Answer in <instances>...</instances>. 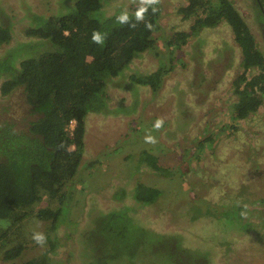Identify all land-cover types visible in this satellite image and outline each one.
Returning a JSON list of instances; mask_svg holds the SVG:
<instances>
[{
  "label": "rangeland",
  "instance_id": "1",
  "mask_svg": "<svg viewBox=\"0 0 264 264\" xmlns=\"http://www.w3.org/2000/svg\"><path fill=\"white\" fill-rule=\"evenodd\" d=\"M72 1L0 0V24L9 25L11 32L10 41L0 45V58L43 50V44L34 46L38 38L25 34L32 17L67 13ZM230 1L264 53V20H259L255 1ZM137 3L140 0H110L102 10L111 15ZM187 3L159 0L154 47L109 80L106 113L86 116L79 170L70 180L74 185L64 187L65 192L71 188L68 210L56 226L29 215L9 229L0 242V264H264V103L244 119L231 118L236 99L232 82L243 68L225 22L203 28L169 52L168 37L189 31L193 22L179 12ZM24 44L27 47L17 53ZM163 63L172 68L163 73L156 91L130 79ZM33 118L20 89L0 93V123L12 121L25 129ZM158 118L164 120L159 130L153 127ZM147 135L156 143H147ZM143 150L169 173L139 166ZM136 182L161 193L151 204L134 201ZM46 199L34 205L33 213L56 205ZM123 207L132 219L121 231L127 237H109L96 222ZM8 226L0 219V233ZM136 226L144 235L134 232ZM33 232L45 235L43 246L31 238ZM18 243L23 244L19 256L4 259V251Z\"/></svg>",
  "mask_w": 264,
  "mask_h": 264
},
{
  "label": "trees",
  "instance_id": "2",
  "mask_svg": "<svg viewBox=\"0 0 264 264\" xmlns=\"http://www.w3.org/2000/svg\"><path fill=\"white\" fill-rule=\"evenodd\" d=\"M108 1L73 0V7L67 13L49 17L34 15L33 25L25 34L38 38L34 46L43 44L44 49L38 53L26 52V57L12 52L0 58V77H3L0 93L7 95L20 89L34 116L25 129H18L12 121L0 123V219L9 223L0 233V242L4 241L9 229L29 215L57 225L68 210L65 206L71 194V188L65 192L64 187L74 185L70 180L76 176L82 159L86 116L106 113L109 80L155 45L154 32L161 15L158 3L148 6L144 19L136 21L135 14L141 2L127 10L119 9L105 15L102 9ZM260 1L264 11V0ZM179 12L184 18L193 17V22L189 31H176L168 37L165 46L169 47V52L186 44L190 35L203 28H212L222 22L231 27L243 68L232 82L236 99L231 118L244 119L255 113L264 103V53L258 50L238 10L230 0H188ZM124 13L128 22L120 23L117 17ZM94 32L103 38L102 44L93 41ZM10 39L9 25L0 24V45ZM18 47L17 53L27 45ZM20 57L23 58L18 59ZM164 67L165 63L149 74L131 75L130 79L156 91L163 73L172 68ZM250 70L256 73L247 76ZM70 121H74V125L69 130ZM209 140L210 137L206 141ZM138 162L139 166L146 164L152 171L169 173L158 164L156 156L145 150L139 154ZM133 189V200L142 204L153 203L161 193L157 187L141 182H136ZM44 197L48 203L56 202V205L38 207L33 213L34 205ZM127 210L123 207L107 212L98 218L97 226L101 231L105 229L109 237L126 238L127 234L121 231L125 227L128 229L132 221ZM135 231L143 234L137 226ZM22 249L23 244L18 243L5 250L3 258L13 259ZM43 263L44 260H30L25 264Z\"/></svg>",
  "mask_w": 264,
  "mask_h": 264
},
{
  "label": "clouds",
  "instance_id": "3",
  "mask_svg": "<svg viewBox=\"0 0 264 264\" xmlns=\"http://www.w3.org/2000/svg\"><path fill=\"white\" fill-rule=\"evenodd\" d=\"M141 2V7L137 10L135 14V19L136 21H141L144 19V13L148 10V6L150 5H155L159 2V0H140ZM155 11V9H153ZM118 21L120 23H127L128 22V16L126 13L121 14L120 16L117 17ZM134 26V25H132ZM147 27H151L150 24L146 25ZM92 39L95 43H103V38L96 32L93 33ZM164 125V120L163 118H158L155 122L153 127L157 130L161 129ZM145 141L147 143L155 144L156 139L155 137L151 135H147L145 137ZM38 245L43 246L46 243V237L43 233L40 232H33L32 237H31Z\"/></svg>",
  "mask_w": 264,
  "mask_h": 264
},
{
  "label": "flooded vegetation",
  "instance_id": "4",
  "mask_svg": "<svg viewBox=\"0 0 264 264\" xmlns=\"http://www.w3.org/2000/svg\"><path fill=\"white\" fill-rule=\"evenodd\" d=\"M255 1V4L258 8V14H259V20L262 19L264 20V11L263 9L261 8V1L260 0H254ZM232 3V1H231ZM233 4V3H232ZM234 5V4H233ZM235 7V6H234ZM243 18V17H242ZM244 20V19H243ZM261 25L264 26V22H261Z\"/></svg>",
  "mask_w": 264,
  "mask_h": 264
},
{
  "label": "built area",
  "instance_id": "5",
  "mask_svg": "<svg viewBox=\"0 0 264 264\" xmlns=\"http://www.w3.org/2000/svg\"><path fill=\"white\" fill-rule=\"evenodd\" d=\"M74 125V121H70L69 125H68V129L70 130L71 128H73L72 126Z\"/></svg>",
  "mask_w": 264,
  "mask_h": 264
}]
</instances>
